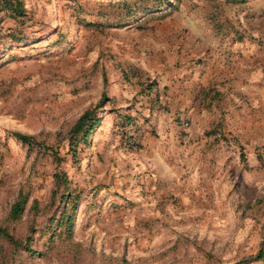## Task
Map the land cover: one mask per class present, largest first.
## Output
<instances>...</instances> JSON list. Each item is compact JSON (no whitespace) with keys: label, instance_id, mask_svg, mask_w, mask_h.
<instances>
[{"label":"rangeland","instance_id":"1","mask_svg":"<svg viewBox=\"0 0 264 264\" xmlns=\"http://www.w3.org/2000/svg\"><path fill=\"white\" fill-rule=\"evenodd\" d=\"M21 1L23 24L0 6V264H264V0ZM182 65L193 115L164 118Z\"/></svg>","mask_w":264,"mask_h":264},{"label":"trees","instance_id":"2","mask_svg":"<svg viewBox=\"0 0 264 264\" xmlns=\"http://www.w3.org/2000/svg\"><path fill=\"white\" fill-rule=\"evenodd\" d=\"M2 5V6H1ZM0 6L2 9H6L9 13H11L12 18L20 23L23 24L24 22L23 17L25 15V10L21 0H4ZM9 36L11 40L17 38V35L14 33H10ZM105 101V97L101 98L99 104H102ZM98 117L94 110L88 109L77 119L75 124H73L70 130V144L76 145L78 142V138L82 140H86L90 132L96 127L98 124ZM21 143L28 145V146H35L39 145L38 142L32 136L15 133L14 134ZM59 175V174H57ZM24 208V198L18 199L14 202L10 210V217L13 219H17ZM0 237L6 239L9 242L16 241L14 240L13 236L7 231V229L0 225ZM14 244H20L19 241L15 242ZM264 256V251H259L258 254L255 256L256 258H260Z\"/></svg>","mask_w":264,"mask_h":264},{"label":"crops","instance_id":"3","mask_svg":"<svg viewBox=\"0 0 264 264\" xmlns=\"http://www.w3.org/2000/svg\"><path fill=\"white\" fill-rule=\"evenodd\" d=\"M173 70L175 75H168L166 78V82L168 81L167 83H169L168 91L166 96L164 97V100L162 101L167 102L171 108L169 110V113H167V115H164V118H166V116L168 115L174 114L175 112H177V110H184V112H187L186 107H188V103H192V101H190L192 98L189 94V86L187 85L188 82L185 81L187 79L186 73L187 71H189L187 70V66L182 65L180 67L173 68ZM168 77H174L176 81H170L168 80ZM193 111L194 108L190 107L187 113L193 115Z\"/></svg>","mask_w":264,"mask_h":264}]
</instances>
